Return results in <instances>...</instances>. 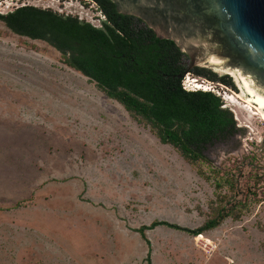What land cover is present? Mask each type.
Here are the masks:
<instances>
[{"label":"rangeland","instance_id":"1","mask_svg":"<svg viewBox=\"0 0 264 264\" xmlns=\"http://www.w3.org/2000/svg\"><path fill=\"white\" fill-rule=\"evenodd\" d=\"M2 2L0 13L35 5L97 26L104 18L88 0ZM183 77L187 89L220 95L244 128L205 150L211 162L189 163L55 47L0 20V264H146L149 246L135 228L154 220L197 228L227 198L247 199L248 210L225 224L234 235L242 225L250 249H264L261 112L231 86ZM146 234L152 264H194L196 252L207 254L201 241L210 243L162 225Z\"/></svg>","mask_w":264,"mask_h":264},{"label":"trees","instance_id":"2","mask_svg":"<svg viewBox=\"0 0 264 264\" xmlns=\"http://www.w3.org/2000/svg\"><path fill=\"white\" fill-rule=\"evenodd\" d=\"M88 1L95 3L104 15L100 26L35 5H21L0 13V20L19 35L41 39L55 47L68 66L95 82L99 90L118 101L162 143L171 144L193 165L201 160L211 162L205 154L210 145L244 131L220 95L212 90L184 87L189 58L172 40L157 37L140 18L118 12L111 0ZM191 73L235 89L230 78L218 77L209 69L194 67ZM199 173L205 175L202 170ZM225 182L236 191L235 180L227 177ZM216 186L224 184L219 181ZM221 198L223 201L227 197ZM245 210L247 199L231 202L227 198V204L212 208L197 228L154 220L134 230L148 244L146 264H152L147 230L162 225L200 236L228 218L240 220Z\"/></svg>","mask_w":264,"mask_h":264},{"label":"water","instance_id":"3","mask_svg":"<svg viewBox=\"0 0 264 264\" xmlns=\"http://www.w3.org/2000/svg\"><path fill=\"white\" fill-rule=\"evenodd\" d=\"M185 53L188 67L231 79L264 113V0H111Z\"/></svg>","mask_w":264,"mask_h":264},{"label":"crops","instance_id":"4","mask_svg":"<svg viewBox=\"0 0 264 264\" xmlns=\"http://www.w3.org/2000/svg\"><path fill=\"white\" fill-rule=\"evenodd\" d=\"M226 221L207 234H202L210 236V242L216 247L211 253L196 252L194 264H264V249L251 250L247 230L237 225L234 235L231 227L225 224Z\"/></svg>","mask_w":264,"mask_h":264},{"label":"bare ground","instance_id":"5","mask_svg":"<svg viewBox=\"0 0 264 264\" xmlns=\"http://www.w3.org/2000/svg\"><path fill=\"white\" fill-rule=\"evenodd\" d=\"M197 81V80H196ZM189 82V81H188ZM194 87H198V88H207V86H205V85H202V84H196ZM246 101V100H245ZM248 103H250V102H248ZM246 104L245 103V105H244V107L246 108V109H248V111H249V113L251 114V115H257V114H260L259 112H256V111H254L253 109H252V107L249 105V104ZM257 108V107H256ZM258 110H259V108H257ZM236 111V110H235ZM260 111V110H259ZM261 112V111H260ZM237 113V112H236ZM261 115H262V117H263V120H264V113H262L261 112ZM250 127V126H249Z\"/></svg>","mask_w":264,"mask_h":264},{"label":"built area","instance_id":"6","mask_svg":"<svg viewBox=\"0 0 264 264\" xmlns=\"http://www.w3.org/2000/svg\"><path fill=\"white\" fill-rule=\"evenodd\" d=\"M3 5V2L2 0H0V6ZM208 242V241H207ZM206 241H201V245L204 247V250L207 252V253H211L212 250L214 249V247H216V245L212 244L211 242L210 243H207Z\"/></svg>","mask_w":264,"mask_h":264}]
</instances>
